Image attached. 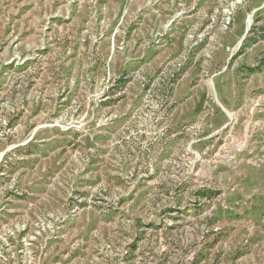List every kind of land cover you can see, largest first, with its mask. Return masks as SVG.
Segmentation results:
<instances>
[{
  "label": "rangeland",
  "instance_id": "1",
  "mask_svg": "<svg viewBox=\"0 0 264 264\" xmlns=\"http://www.w3.org/2000/svg\"><path fill=\"white\" fill-rule=\"evenodd\" d=\"M0 158V264H264V0H0Z\"/></svg>",
  "mask_w": 264,
  "mask_h": 264
},
{
  "label": "trees",
  "instance_id": "2",
  "mask_svg": "<svg viewBox=\"0 0 264 264\" xmlns=\"http://www.w3.org/2000/svg\"><path fill=\"white\" fill-rule=\"evenodd\" d=\"M248 39H250V38H248ZM245 41H247V38L245 39ZM249 41H247L246 43H248ZM204 195V194H203ZM205 195H207V193H205Z\"/></svg>",
  "mask_w": 264,
  "mask_h": 264
},
{
  "label": "bare ground",
  "instance_id": "3",
  "mask_svg": "<svg viewBox=\"0 0 264 264\" xmlns=\"http://www.w3.org/2000/svg\"><path fill=\"white\" fill-rule=\"evenodd\" d=\"M251 23V19H249V24ZM0 160H1V158H0Z\"/></svg>",
  "mask_w": 264,
  "mask_h": 264
}]
</instances>
